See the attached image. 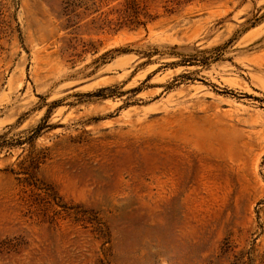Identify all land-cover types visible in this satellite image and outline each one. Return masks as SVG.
I'll list each match as a JSON object with an SVG mask.
<instances>
[{
    "label": "rangeland",
    "instance_id": "374dc122",
    "mask_svg": "<svg viewBox=\"0 0 264 264\" xmlns=\"http://www.w3.org/2000/svg\"><path fill=\"white\" fill-rule=\"evenodd\" d=\"M0 264H264V0H0Z\"/></svg>",
    "mask_w": 264,
    "mask_h": 264
}]
</instances>
